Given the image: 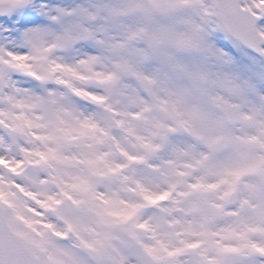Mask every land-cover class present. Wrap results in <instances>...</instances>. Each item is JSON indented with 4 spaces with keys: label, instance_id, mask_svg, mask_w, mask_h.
<instances>
[{
    "label": "snow or ice",
    "instance_id": "6c2138e0",
    "mask_svg": "<svg viewBox=\"0 0 264 264\" xmlns=\"http://www.w3.org/2000/svg\"><path fill=\"white\" fill-rule=\"evenodd\" d=\"M0 264H264V0H0Z\"/></svg>",
    "mask_w": 264,
    "mask_h": 264
}]
</instances>
